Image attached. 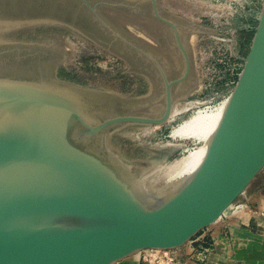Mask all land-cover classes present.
Here are the masks:
<instances>
[{
  "label": "water",
  "instance_id": "obj_1",
  "mask_svg": "<svg viewBox=\"0 0 264 264\" xmlns=\"http://www.w3.org/2000/svg\"><path fill=\"white\" fill-rule=\"evenodd\" d=\"M62 1L72 10H94L87 0ZM148 1L153 18L172 31L181 73L170 70L166 55L132 36L120 42L105 38L109 50L127 63L133 62L132 52L149 60L148 70L139 67L148 80L146 93L123 98L62 80L48 62L56 54L42 47L25 48L20 55L31 51L45 71L30 79L0 78V264H113L145 248L179 247L212 223L264 168V0L243 67L193 173L172 185L143 189L142 177L157 162L126 159L110 146L111 133L125 125L165 123L175 93L193 85L178 24L159 0ZM99 15L82 18H91L98 29L89 20L87 27L102 39L105 30H115ZM158 102L161 109L149 112ZM133 104L147 110L134 111Z\"/></svg>",
  "mask_w": 264,
  "mask_h": 264
},
{
  "label": "rangeland",
  "instance_id": "obj_2",
  "mask_svg": "<svg viewBox=\"0 0 264 264\" xmlns=\"http://www.w3.org/2000/svg\"><path fill=\"white\" fill-rule=\"evenodd\" d=\"M47 1L48 3L41 0H0V78L30 79L38 70H44L41 59L33 60L37 57L32 56L33 53L30 56L25 51V54L20 55L25 48L42 47L56 54L48 62L56 68L60 79L109 91L119 97L133 98L146 93L148 86L128 70L127 61L123 57L109 50L106 46L108 40L105 39L120 42L129 36L161 49L160 45H163L168 55L167 61L175 63L177 68L181 66L182 59L173 47L171 29L159 20L152 19L149 14L145 17L146 22L136 14H131L128 7L134 5V0H129L131 5L128 7L126 4L121 5L119 0H87L94 6L93 11L83 6L72 10L62 4V0ZM262 2L263 0H159L162 11L178 24L179 34L191 60L193 85L182 94L175 93L171 115L165 123L131 124L113 131L109 144L120 156L129 160L156 161V167L181 156L188 148L199 145L195 139L181 141L171 138L170 131L189 118L197 108L219 103L229 96L249 52ZM89 13L94 17L96 13H100L99 16L107 19L108 27L115 32L108 33L105 30L106 36L103 34V38H99L87 27L86 23L88 20L91 23V18H82ZM179 18L212 28L215 33L186 29ZM91 24L98 29L93 21ZM96 24L100 25L98 21ZM48 50L44 52L51 54ZM172 71L177 73V70ZM151 86L154 90L153 84ZM131 107L134 111L137 108L146 109H141L140 104H133ZM151 107L147 108L149 112H158L161 103ZM259 192L264 194V168L247 186L245 195L241 194L234 200L233 204L240 208L238 213L217 218L206 227L226 223L231 217H235L232 219L235 222L233 225H238L242 217L254 215V208L248 204V195L257 197ZM251 231L252 235L257 234ZM228 233L227 230V234H222L229 236L223 255L217 250V241L212 240L206 251L190 248L185 244L164 250L145 248L113 264H221L216 263L220 257L224 258L222 264H231L241 256L247 259L245 264H254V258L241 254L240 251L243 250L238 248L237 241L234 240L239 239L236 232L234 239ZM254 236L251 241L257 240ZM257 243L261 244L259 240ZM252 250L253 253H264L263 246L252 247L250 251Z\"/></svg>",
  "mask_w": 264,
  "mask_h": 264
},
{
  "label": "bare ground",
  "instance_id": "obj_3",
  "mask_svg": "<svg viewBox=\"0 0 264 264\" xmlns=\"http://www.w3.org/2000/svg\"><path fill=\"white\" fill-rule=\"evenodd\" d=\"M28 54L32 55V53ZM228 97L219 103L197 108L189 118L183 120L170 131L169 136L171 138H178L181 141L195 139L199 142V145L188 148L181 156L160 163L153 168L149 174L142 177L141 185L143 189L149 190L155 187L172 185L193 173L206 153L207 142L218 124ZM238 209L239 207L232 202L217 218L228 217L230 214L237 212Z\"/></svg>",
  "mask_w": 264,
  "mask_h": 264
},
{
  "label": "crops",
  "instance_id": "obj_4",
  "mask_svg": "<svg viewBox=\"0 0 264 264\" xmlns=\"http://www.w3.org/2000/svg\"><path fill=\"white\" fill-rule=\"evenodd\" d=\"M243 194L245 195V192ZM250 196L251 195H248V204L250 207L254 208V215H250L248 217L247 216L242 217L241 218L242 221L238 223V225H233L235 224V222L232 221V219L235 217L233 218L231 217L228 219L226 223L214 225L213 227L210 228L206 227L205 229L200 230L188 242H186L185 246L188 245L190 246V248L193 247L196 248L197 250L206 251V248L209 245H211V241L215 240L217 241L215 242L217 246V250L223 255L224 251L227 248L226 240H229V236L226 235L227 237H225L222 234L224 233L227 234V230H228L229 231L228 235H231V238L233 236L234 239L235 232L237 234V237H239V239H234V240L237 241L238 248L243 250L240 251L241 254H244V256L248 255L252 259L254 258L253 261L254 264L264 263V253L260 254L255 252L253 253V250L250 251L252 247H257V246L264 247V194L259 192V195H256L257 197H253V196L250 197ZM238 211L230 214L229 216L236 215ZM251 230H253L257 234L252 235ZM253 236L256 237V239L259 240L261 244L257 243V240L251 241ZM223 259H224L223 257L218 258L216 263L219 262L222 264ZM246 262L247 259L241 256L238 257L235 263H231V264H245ZM212 264L214 263L212 262Z\"/></svg>",
  "mask_w": 264,
  "mask_h": 264
},
{
  "label": "flooded vegetation",
  "instance_id": "obj_5",
  "mask_svg": "<svg viewBox=\"0 0 264 264\" xmlns=\"http://www.w3.org/2000/svg\"><path fill=\"white\" fill-rule=\"evenodd\" d=\"M128 2H129V0H127ZM127 2V3H128ZM130 3V2H129ZM134 3H144V4H134ZM134 5L133 6H130L129 8H131V10L133 11V12H135L136 13V15L138 16V18L139 19H141V20H143V21H145L146 20V18L145 17H147L146 15L147 14H149V15H151L150 17L152 18V19H154L153 18V16H152V14H150L151 13V10H150V7H148V5H146L145 3H149V1L148 0H134ZM155 20V19H154ZM156 21H157V19H156ZM146 22V21H145ZM164 26L165 27H168V26H166L165 24H164ZM169 28V27H168ZM157 40V39H156ZM170 40V39H169ZM139 41V40H138ZM140 42L141 43H143L144 45H146V46H148V47H151V48H153L155 51H159V53L160 52H162L164 55H166V62H169L168 63V65H170V70H177L176 72V74L175 75H178L179 73H180V70H181V66L179 65L178 66V68L176 67V65H175V63H173V62H170V61H167L168 60V55H167V53H166V50H165V48L163 47V45H160L163 49H161L160 47H158V46H156V45H150V44H146L145 42H143V41H141L140 40ZM158 44H160V43H158ZM174 46H175V43H174ZM178 51V50H177ZM133 54L131 55V57H130V59L133 61V62H129V63H127L128 64V70L131 72V73H133V75H136L137 77H139L140 78V80L142 81V83L144 84V85H146V86H148V80H147V77L145 76V75H143L142 73H140L139 72V67H143L144 69H146V70H148L149 68H147V64H148V66H150L149 65V60L147 59V58H145V56H143V55H140V54H137V53H135L134 54V52H132ZM144 57V58H143ZM138 60V65L135 63V61H137ZM177 68V69H176ZM148 75V74H147ZM178 90H180L181 92H182V90H183V87H178Z\"/></svg>",
  "mask_w": 264,
  "mask_h": 264
},
{
  "label": "built area",
  "instance_id": "obj_6",
  "mask_svg": "<svg viewBox=\"0 0 264 264\" xmlns=\"http://www.w3.org/2000/svg\"><path fill=\"white\" fill-rule=\"evenodd\" d=\"M165 254H166V252H165Z\"/></svg>",
  "mask_w": 264,
  "mask_h": 264
}]
</instances>
